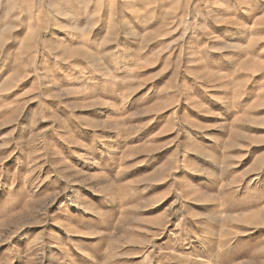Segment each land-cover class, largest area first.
<instances>
[{
  "label": "rangeland",
  "instance_id": "obj_1",
  "mask_svg": "<svg viewBox=\"0 0 264 264\" xmlns=\"http://www.w3.org/2000/svg\"><path fill=\"white\" fill-rule=\"evenodd\" d=\"M0 264H264V0H0Z\"/></svg>",
  "mask_w": 264,
  "mask_h": 264
}]
</instances>
